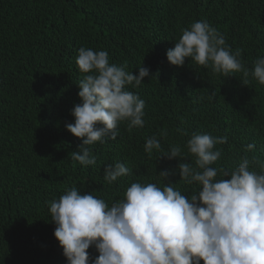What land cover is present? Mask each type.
<instances>
[{
	"label": "trees",
	"instance_id": "16d2710c",
	"mask_svg": "<svg viewBox=\"0 0 264 264\" xmlns=\"http://www.w3.org/2000/svg\"><path fill=\"white\" fill-rule=\"evenodd\" d=\"M196 21L215 27L232 52L239 49L245 68L264 56V0H0V264H67L50 202L73 186L111 206L133 182L163 187L159 172L168 170L167 180L190 196L198 185L180 180L178 164L195 166L186 147L193 133L227 137L215 146L222 155L212 167L232 170L247 157L252 170L264 171V85L190 58L181 67L167 60ZM81 47L106 50L110 63L134 75L147 67L151 76L128 86L145 101L144 127L129 131L121 122L116 140L89 146L97 157L89 166L72 158L82 140L66 129L81 103ZM152 136L164 151L179 145L183 160L146 153ZM117 161L131 172L108 184L104 166ZM88 252L90 260L99 255L94 246Z\"/></svg>",
	"mask_w": 264,
	"mask_h": 264
},
{
	"label": "clouds",
	"instance_id": "9594fccd",
	"mask_svg": "<svg viewBox=\"0 0 264 264\" xmlns=\"http://www.w3.org/2000/svg\"><path fill=\"white\" fill-rule=\"evenodd\" d=\"M240 56L241 51L232 52L207 21L183 29L166 52L173 66L181 67L190 58L224 77L242 72L264 85V56L251 70ZM76 64L84 74L78 83L81 103L71 110L74 123L66 124V129L82 140L72 158L89 166L97 162L89 146L116 140L121 122H127L129 131L144 127L145 101L128 86L136 88L151 76L147 67L139 66L134 75L126 71V64L110 63L106 50L81 47ZM226 142V136L208 133H193L187 141L195 166L180 162L178 169L180 180L198 185L190 196L174 188L167 180L170 171L163 170L159 172L166 181L163 187L133 182L124 198L111 206L91 192L81 194L75 186L53 199L54 236L67 264H264V171L252 170L247 157L232 170L212 167L222 155L215 146ZM246 147L250 151L255 144ZM144 150L149 155L156 150L158 159L183 160L179 145L164 151L155 136L146 139ZM130 172L117 161L104 166L103 179L112 184ZM92 246L99 253L94 260L88 252Z\"/></svg>",
	"mask_w": 264,
	"mask_h": 264
}]
</instances>
